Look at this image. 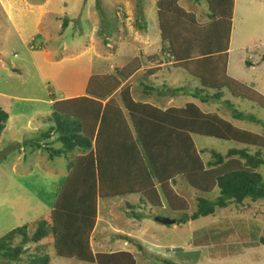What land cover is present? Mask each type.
Returning <instances> with one entry per match:
<instances>
[{
    "label": "rangeland",
    "instance_id": "obj_1",
    "mask_svg": "<svg viewBox=\"0 0 264 264\" xmlns=\"http://www.w3.org/2000/svg\"><path fill=\"white\" fill-rule=\"evenodd\" d=\"M156 1L0 0V109L8 115L0 135V237L23 226H27L30 236L39 222L50 223L49 212L68 173L66 167L81 154L75 150L50 160L40 149L39 153H31L30 146L36 147L40 135L54 124L41 119L50 117L52 109L48 103L83 96L91 76L113 73L135 57L145 68L154 65L156 57L164 63L167 60L158 28ZM195 1L199 2H174L178 9L190 13L198 25H213L206 19L205 3ZM187 15H182L184 20H189ZM174 20L177 22L174 31L180 33L181 40V29L176 27L181 19ZM139 22L146 28L145 34L139 32ZM230 30L228 76L264 97V0H233ZM175 40L178 43H172L167 56L180 54V40ZM147 57L155 60L149 61ZM169 59L173 61L172 56ZM171 72L172 75L165 71V76L158 79L159 85H155L164 94L167 92L162 86L183 88L186 93L197 87L185 70L171 68ZM144 73L145 69L122 80L114 97L129 88L130 98L135 102L156 104L160 97L141 93L143 86L154 87ZM186 93L165 100V105L180 108L187 102L194 103L203 113L216 114L238 129L261 136L264 143V108L249 100L232 99L226 90L220 101L201 106ZM105 102H101L102 106ZM89 108L84 106L77 113L85 115ZM232 108L248 120H232L229 112ZM191 137L204 163L209 161L211 151L224 154L228 149L242 147L251 154L256 151L252 146L235 142ZM53 140L52 137L49 141L52 148H60ZM260 156L264 160V149H260ZM258 172L264 184V166ZM177 184L174 189L188 203L187 215L195 212L196 197L212 201L217 196V189L209 195L197 193L182 177ZM141 200L137 194L98 200V222L92 238L94 253L126 250L136 264H163V259L175 264H264V245L258 243L264 237V200L246 199L241 206L229 205L216 209L213 215L170 226L157 223L155 218L166 217L176 222L181 213L171 212L164 199L161 208H153ZM120 234L138 241L144 251L139 252L130 243L122 247ZM99 246L104 251L98 250ZM28 247L26 255L13 264H35L32 261L36 257L45 256L49 258L48 264H88L56 257L50 234ZM0 264H4L2 259Z\"/></svg>",
    "mask_w": 264,
    "mask_h": 264
},
{
    "label": "trees",
    "instance_id": "obj_2",
    "mask_svg": "<svg viewBox=\"0 0 264 264\" xmlns=\"http://www.w3.org/2000/svg\"><path fill=\"white\" fill-rule=\"evenodd\" d=\"M174 1H156L158 28L167 54L172 43H178L175 38L180 40V33L174 31L177 23L174 18L181 19L176 25L182 32L180 54H172L173 49L169 53L172 55L166 54L165 58L168 62L172 56L173 66L185 70L198 86L187 93L183 88L162 86L168 96L158 90V97L174 98L186 93L192 100L207 104L220 101L226 90L232 99L249 100L264 108L261 94L227 75L233 0H199L207 8L206 19L213 23L206 27L194 22L190 13L178 9ZM184 14H188L189 20L183 19ZM65 27L63 21L62 29ZM139 32H146L140 22ZM140 67V59L135 57L113 73L91 76L83 96L51 100L50 117L41 119L54 124L47 133L40 135L36 147L30 146L31 153L40 149V153L48 154L50 160L75 150L81 154L66 167L68 173L49 212L50 223L39 222L30 236L27 226H23L0 237V259L4 264L19 262L26 255L29 244H38L49 234L58 258L88 264H136L129 252L94 253L91 250L89 242L96 225L98 200L137 194L144 204L161 208V199H164L171 212L182 214L175 224L213 215L216 209L229 205L241 206L246 199L251 202L264 200V184L258 172L264 166L260 156V149H264L262 137L238 129L216 114L203 113L194 103L162 110L152 104L134 102L129 88L122 89L115 98L114 92L121 89L122 80L129 79ZM148 72H155V69ZM102 101H106L103 106ZM160 103L164 105V102ZM84 106L90 107L88 112L78 114ZM229 112L232 120H248L235 109ZM7 119L8 115L0 109V135ZM191 135L252 146L256 151L251 154L244 147L228 149L224 154L211 151L209 161L204 163ZM52 137L53 143L57 142L60 148L54 149L49 144ZM181 177L197 193L209 195L217 189V196L212 201L196 197V210L187 215L188 203L174 189ZM118 236L139 252L144 251L138 241ZM258 243L264 245V237ZM32 262L48 264L49 258L36 257ZM162 263L175 264L164 259Z\"/></svg>",
    "mask_w": 264,
    "mask_h": 264
},
{
    "label": "crops",
    "instance_id": "obj_3",
    "mask_svg": "<svg viewBox=\"0 0 264 264\" xmlns=\"http://www.w3.org/2000/svg\"><path fill=\"white\" fill-rule=\"evenodd\" d=\"M91 37V36H90ZM92 38V37H91ZM230 40V39H229ZM228 45H229V43H228ZM149 58L150 57H147V60H149ZM145 60H146V58H145ZM153 60H155V58L153 57V59L151 60V61H153ZM150 61V60H149ZM156 62H155V64L154 65H151L150 63V65L148 66V67H143L144 65H142L141 64V67H140V70H146V74L144 73V77H146V78H148L149 80H151V82H152V84L154 83V87L151 85V86H143V89H142V94L143 95H145V96H148V95H154L155 97H158V94H157V91L158 90H163V89H161L160 87H155V85H159V83H158V79H159V77L160 76H165V71L167 72V73H169L170 75H172V72H171V68L173 69V71L175 70V69H178V68H176L175 66H173V64H175L174 63V61H170V59L168 60V62L167 61H165V63L163 62V61H160V60H158V58L156 57V60H155ZM142 68H144V69H142ZM153 69H155V72H151V73H149L148 71H152ZM139 70V71H140ZM168 71H170V72H168ZM136 74V73H135ZM134 74V75H135ZM133 75V76H134ZM227 75H228V73H227ZM149 76H153V77H151V78H149ZM239 82V81H238ZM197 83V82H196ZM241 83V82H240ZM198 84V83H197ZM161 86V85H160ZM198 86V85H197ZM175 87V86H174ZM176 88V87H175ZM150 90H153L152 92H148V91H150ZM143 91H145L146 92V94H144L143 93ZM167 96H168V94H166ZM168 99H173V98H167V99H161L160 98V100H157L156 101V104H154V103H152V102H148V101H144V102H136V103H146V104H152V105H154V106H156V107H162L161 109L162 110H164V109H166V108H168V107H174L175 108V106L174 105H169V106H166L165 105V103H166V101L165 100H168ZM133 100V99H132ZM134 101V100H133ZM160 101L161 102H164V105H161V103H160ZM135 102V101H134ZM174 102V101H173ZM52 102L50 101V103H48V104H51ZM199 103V102H198ZM199 105L201 106L202 104L201 103H199ZM177 108H179L178 106H176ZM120 109H121V107H120ZM121 111H122V109H121ZM123 113V112H122ZM124 115V114H123ZM38 153H39V150L37 151ZM59 188H61L60 186H59ZM60 190V189H59ZM99 203V202H98ZM98 208H99V206H98ZM97 218H98V215H97ZM98 220V219H97ZM96 220V226H97V221ZM94 231H95V228H94V230H93V232H92V234H91V238H90V248H91V250L94 252V251H96V250H94L93 249V245H92V242H93V239L92 238H94L93 237V235H94ZM120 235H122V234H120ZM122 236H125V235H122ZM126 237H128V236H126ZM129 238H131V237H129ZM127 243V244H126ZM126 245H129V243L128 242H123V244H122V247H125ZM97 249L98 250H101V251H104V250H102V246H99V247H97ZM114 251H118V250H114ZM123 251H126V250H123Z\"/></svg>",
    "mask_w": 264,
    "mask_h": 264
},
{
    "label": "water",
    "instance_id": "obj_4",
    "mask_svg": "<svg viewBox=\"0 0 264 264\" xmlns=\"http://www.w3.org/2000/svg\"><path fill=\"white\" fill-rule=\"evenodd\" d=\"M155 221L159 224H162L164 226H170L175 224V220L166 218V217H156Z\"/></svg>",
    "mask_w": 264,
    "mask_h": 264
},
{
    "label": "clouds",
    "instance_id": "obj_5",
    "mask_svg": "<svg viewBox=\"0 0 264 264\" xmlns=\"http://www.w3.org/2000/svg\"><path fill=\"white\" fill-rule=\"evenodd\" d=\"M92 28V27H91ZM96 32V31H95ZM91 36H92V34H91Z\"/></svg>",
    "mask_w": 264,
    "mask_h": 264
}]
</instances>
